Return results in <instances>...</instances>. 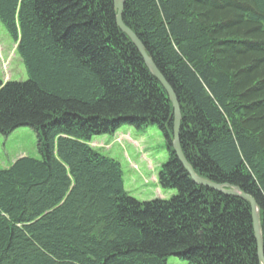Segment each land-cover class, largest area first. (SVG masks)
I'll use <instances>...</instances> for the list:
<instances>
[{"label":"trees","instance_id":"1","mask_svg":"<svg viewBox=\"0 0 264 264\" xmlns=\"http://www.w3.org/2000/svg\"><path fill=\"white\" fill-rule=\"evenodd\" d=\"M115 16L113 0H0L27 75L0 78V134L31 128L39 154L0 168V264H259L249 203L191 180L166 91ZM121 20L176 97L186 162L255 201L264 257V0H124ZM124 125L161 132L170 198L129 196L89 144Z\"/></svg>","mask_w":264,"mask_h":264},{"label":"rangeland","instance_id":"2","mask_svg":"<svg viewBox=\"0 0 264 264\" xmlns=\"http://www.w3.org/2000/svg\"><path fill=\"white\" fill-rule=\"evenodd\" d=\"M14 42L0 23V78L2 81H24L25 69L15 53ZM94 149L120 164L123 188L138 201L155 198L168 199L176 192L162 189L157 184L161 164L167 160V150L161 132L156 126L134 129L121 126L113 134L95 135L90 143ZM39 158L34 131L21 126L7 135L0 134V168L9 167L17 158ZM167 264H187L170 256Z\"/></svg>","mask_w":264,"mask_h":264},{"label":"water","instance_id":"3","mask_svg":"<svg viewBox=\"0 0 264 264\" xmlns=\"http://www.w3.org/2000/svg\"><path fill=\"white\" fill-rule=\"evenodd\" d=\"M124 0H113V6L116 11L115 16V22L117 27L126 34L135 48L137 49L138 53L140 54L145 66L149 70L152 76H154L159 83L162 85L164 90L166 91V94L171 102L172 106V116H173V126H172V141L171 146L175 153L176 158L184 168V170L187 172L191 180L196 184L200 186H204L207 188H210L212 190H215L221 194L224 195H231L235 196L241 199L246 200L250 205L251 210V218H252V226H253V233H254V239L256 242V254L259 264H264V257H263V248H262V237L259 227V210L258 207L250 196L246 195L243 192H240V190L237 187L225 185V184H217L210 180L204 179L199 177L191 168V166L186 162L184 159L180 146H179V139H178V133H179V123H180V112L178 103L176 100V97L169 87V85L166 83L160 72L156 69L154 64L151 62L150 58L147 56V54L144 51V47L141 44V42L137 39V37L133 34L132 31H130L121 20L122 15V9H123Z\"/></svg>","mask_w":264,"mask_h":264}]
</instances>
